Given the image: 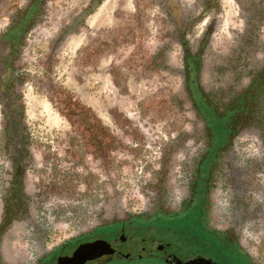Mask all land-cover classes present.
Instances as JSON below:
<instances>
[{"label": "flooded vegetation", "instance_id": "flooded-vegetation-1", "mask_svg": "<svg viewBox=\"0 0 264 264\" xmlns=\"http://www.w3.org/2000/svg\"><path fill=\"white\" fill-rule=\"evenodd\" d=\"M134 34L145 35L135 61ZM79 37L76 94L52 71ZM142 85L169 92L161 130L145 112L153 143L117 104ZM44 98L72 161L50 153L56 141L42 145L33 118ZM120 129L145 149L137 206L115 179ZM63 163L85 173L74 197ZM187 223L209 242L192 264H264V0H10L0 18V264H179L129 257L123 244L62 257L102 233Z\"/></svg>", "mask_w": 264, "mask_h": 264}, {"label": "rangeland", "instance_id": "rangeland-1", "mask_svg": "<svg viewBox=\"0 0 264 264\" xmlns=\"http://www.w3.org/2000/svg\"><path fill=\"white\" fill-rule=\"evenodd\" d=\"M13 1V0H12ZM10 0H0V18H2V15L5 13L6 9L9 7ZM132 47H133V53L135 61L136 56H140L145 58V35L140 36L138 34H134L132 39ZM142 41V42H140ZM83 42V39L81 37L75 38L74 42H71V44L66 49V52L61 54L59 59V67H54L53 73L56 80V85L64 87H69L71 90H73L76 94H79V89L81 88L79 84V70H80V63L82 60V56L78 55L77 48L80 47L81 43ZM139 43V44H138ZM140 59V58H137ZM108 61V60H107ZM38 71L37 77L39 80L44 84L46 83V86L49 87V83L47 82L46 76L42 73H45V70L42 68H37ZM54 96H57L55 94L57 87H53ZM133 91L135 93V96L131 97H123L118 99V105L125 111H127L129 114L134 116L137 121L143 125L144 129L148 130L149 133L147 135V140L150 143L154 142V139L151 135L153 132L151 128L153 125H145V112L147 113V116L152 118L155 121L156 126H158V129L161 130L165 124L172 119L173 114L170 106V98H169V92L166 90V88L161 85H142V86H133ZM52 93V94H53ZM64 94V95H63ZM61 93V90L58 94V98L61 99V97H66V93ZM42 99V98H39ZM43 107L40 108V112L36 117L39 119L33 118V121H36L40 124V127H38V135L39 137H42V145L48 146L49 149L53 147V141L55 145V150H51L50 153H54L55 156L59 159V161H67V159L71 156L69 152L66 151L65 147V131L58 121V114L56 109L47 101L46 98L43 99ZM125 118L124 114L120 112L118 114V119L123 120ZM158 119V120H156ZM125 121V120H124ZM119 122V121H118ZM124 123V122H123ZM153 124V122H152ZM154 129H157V127H154ZM128 134V135H127ZM125 134L121 129L118 131V142H117V157L116 160V182L121 187H126L128 194L131 198V202L136 203L135 206L138 205L140 200L138 199L140 195L138 194V180L141 176V161L145 158V149H134L130 146V141L134 138L135 140H141V135L138 134L135 130L131 131ZM159 134V133H157ZM160 135V134H159ZM71 133L68 132V142L71 143ZM132 149V150H131ZM77 148H75V151ZM158 151V149H154ZM74 151V152H75ZM78 152V150H77ZM75 159H77V155L75 154ZM154 156H158L155 155ZM68 161H72L70 158ZM87 161H91L90 166L94 169V164L97 160H91L88 159ZM64 167H68L70 170L68 174V180L69 184H75L74 188L70 192V196L74 197L77 192H80V189H83L82 184L83 181L76 177V175L84 176L85 173L82 171V167H78L79 170H73L72 164L66 165L65 163L62 164ZM96 169V168H95ZM73 171V173H72ZM96 171V170H95ZM93 173V172H92ZM101 174V179H110L109 174ZM98 172L96 171L95 176L98 177ZM63 197H58L59 199L65 200L67 198V194ZM188 224V223H187ZM180 224H177L175 226H160L161 229L159 230V233H155L157 236H163L165 237L164 243H169L171 246V249L173 252L178 254L179 256L184 257L185 255L190 254L191 252L194 253L196 250L200 251L202 248L208 246L209 242L206 241L203 237L196 235L190 231V229H193L191 225L183 224L184 227L179 226ZM102 232V231H101ZM99 232V233H101ZM187 233V234H186ZM188 236L185 240L184 238ZM184 239V240H183ZM186 241V242H185ZM190 249H188V247Z\"/></svg>", "mask_w": 264, "mask_h": 264}, {"label": "water", "instance_id": "water-1", "mask_svg": "<svg viewBox=\"0 0 264 264\" xmlns=\"http://www.w3.org/2000/svg\"><path fill=\"white\" fill-rule=\"evenodd\" d=\"M160 229H153L150 230L149 233L141 230H133L127 229L125 232L118 231L110 232V233H102L99 236L102 238H98L92 242H85L80 244L79 246L75 247V249L68 255L67 257L62 258H72L78 256V254L86 249L87 247H96L99 251H97L99 256H102L107 253H112L116 251L118 245L123 244V248L128 249L126 250L125 254L132 258H139L147 256L146 253L156 254L158 257H171L173 255L177 258L179 264H192L197 262L196 260L192 261L191 255H185L184 257L179 256L175 252L172 251L171 245L169 243H164L165 237L157 236L155 233H159ZM121 233V234H120ZM187 241L189 240L188 237L184 238ZM183 239V240H184ZM186 242V241H185ZM188 249L189 246H187ZM150 257H154L152 255H148ZM204 258H201V262Z\"/></svg>", "mask_w": 264, "mask_h": 264}]
</instances>
